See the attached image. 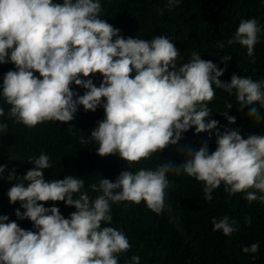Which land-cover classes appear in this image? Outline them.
Listing matches in <instances>:
<instances>
[{"label": "clouds", "instance_id": "clouds-1", "mask_svg": "<svg viewBox=\"0 0 264 264\" xmlns=\"http://www.w3.org/2000/svg\"><path fill=\"white\" fill-rule=\"evenodd\" d=\"M179 3L168 0L169 11ZM101 11L99 0H0V64L10 62L16 69L4 74L0 92L10 106L9 117L35 127L46 121L71 122L79 106L86 112L102 107L104 119L91 130L97 155L118 154L128 165L177 145L193 127L195 134L209 133V139L214 134L216 149L209 153L205 143L194 152L188 149L179 166L167 161L155 170H123L115 182L103 178L90 186L102 193L94 200L81 191L82 178L47 181L44 172L52 164L42 152L28 160L34 167L7 193L10 203L19 201L24 209H16V217L32 222L36 231L0 216V264H118V254L127 252L130 244L121 230L101 227L102 222L111 224V204L143 201L159 215L170 186L167 174L181 169L203 183L206 201H212L223 182L229 195L246 192L247 201L264 203V135L244 139L239 129L221 133L208 107L216 95L213 85L229 95L235 90L240 110L248 107L249 117L259 121L255 105L264 108V80L232 74L230 83L222 81L229 55L220 59L225 68H219L193 51L191 59L177 67L180 53L167 36L125 38L100 19ZM260 31L255 18L242 19L227 43L244 46L253 56ZM97 73L103 78L99 87L88 78ZM73 83L86 90L82 96L72 90ZM222 114L235 124V117ZM4 115L0 108V117ZM7 128L0 123V131ZM6 167L0 165V175ZM8 179H18L15 170ZM76 193L79 198H74ZM49 201L64 202L76 211L65 218L58 207L44 206ZM246 220L251 223L250 217ZM234 223L227 216L213 218V231L229 236L236 230ZM258 250L259 243L242 249L246 254ZM139 262V256H133L130 264Z\"/></svg>", "mask_w": 264, "mask_h": 264}, {"label": "trees", "instance_id": "trees-1", "mask_svg": "<svg viewBox=\"0 0 264 264\" xmlns=\"http://www.w3.org/2000/svg\"><path fill=\"white\" fill-rule=\"evenodd\" d=\"M102 11L100 19L120 29L125 38L151 40L154 36H167L174 44L180 58L177 67L191 59L195 51L206 61H212L219 68H225L220 59L229 55L227 68L220 79L230 83L232 74L254 81L264 80V0H180L171 11L168 0H99ZM63 3V0H53ZM255 18L261 26L258 42L253 56L247 54V48L239 44L228 45L242 19ZM115 39V38H114ZM222 42L224 47H217ZM10 55V52H9ZM16 70L12 63L0 64V92L4 74ZM39 76V73H35ZM133 77L135 72L131 74ZM83 79V77H81ZM89 79L99 87L102 76L97 73ZM77 95L86 91L74 83L70 86ZM214 99L208 103L211 109L210 119L219 122L218 130L239 129L242 138L249 135H264V108L257 102L261 119L249 117V108L240 110L235 90L229 95L215 88ZM74 99L76 97L74 96ZM106 101L102 98L101 103ZM232 108L228 109L227 104ZM0 108L5 115L0 123H6V131H0V149L2 156L27 161L37 158L42 152L49 155L52 167L44 172L45 179L63 180L72 175L84 179L82 192H87L94 200L101 192L91 190V185H99L101 179L115 182L121 171L133 173L138 170H155L157 166L171 161L181 165L188 149L194 151L205 143L209 153L216 149V136L209 133L195 134V128L182 134L177 145H169L163 151L153 153L149 158L128 165L118 154L101 157L97 155L96 142L91 139V130L98 121L104 119L102 107L95 112H86L78 107L74 119L68 123L46 121L35 127H27L15 122L8 113L10 106L0 95ZM236 118L235 124H229L222 114ZM85 143H81V139ZM1 165V163H0ZM34 164L28 162L27 168L6 167L0 175V216H7L9 222L15 221L25 230L36 231L29 220L16 217V209L23 213L21 202L10 203L9 189L18 182ZM15 170L17 180H9V173ZM169 188L166 189L165 209L157 215L147 208L145 202L139 204L119 202L111 204V224L102 222L101 227H113L121 230L127 237L130 249L118 254V264H130L133 256H139V264H264V203L259 200L247 201L246 192L229 195L220 187L213 191L212 201L204 198V185L194 177H189L181 169L179 174H167ZM248 191H256L249 189ZM80 193L74 194L79 198ZM257 195H260L257 192ZM46 208L56 206L61 214L68 218L75 208L67 207L64 202L49 201ZM169 208L171 211H169ZM227 216L234 221L235 231L225 236L221 231H213L212 220ZM251 218L247 223L246 218ZM259 243L257 253H244L243 247Z\"/></svg>", "mask_w": 264, "mask_h": 264}, {"label": "rangeland", "instance_id": "rangeland-1", "mask_svg": "<svg viewBox=\"0 0 264 264\" xmlns=\"http://www.w3.org/2000/svg\"><path fill=\"white\" fill-rule=\"evenodd\" d=\"M0 163L1 165H6L9 167H15V168H27L28 162L27 161H22L18 159H14L8 156H2L1 155V149H0Z\"/></svg>", "mask_w": 264, "mask_h": 264}]
</instances>
